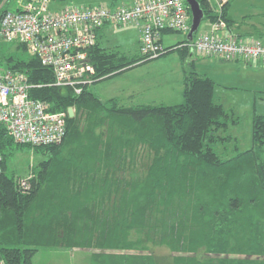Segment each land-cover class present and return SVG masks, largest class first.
Instances as JSON below:
<instances>
[{"label": "trees", "instance_id": "16d2710c", "mask_svg": "<svg viewBox=\"0 0 264 264\" xmlns=\"http://www.w3.org/2000/svg\"><path fill=\"white\" fill-rule=\"evenodd\" d=\"M198 2L204 18H218L209 0ZM227 3L222 17L229 26ZM167 49L183 59L190 53L178 44ZM89 58L96 81L150 60L97 41ZM0 65L25 72L36 85L30 95L51 111L75 110L59 144H19L0 125L6 264H33L40 247L92 250L90 264H264V113L253 116L252 147L241 151L234 142L229 156L226 144L236 139L229 130L239 116L215 99L214 79L193 60L175 104L104 99L90 85L80 94L55 86L51 68L23 43L0 44ZM24 146L43 154L29 168L28 190L6 163L7 152ZM151 244L175 254L155 255Z\"/></svg>", "mask_w": 264, "mask_h": 264}, {"label": "built area", "instance_id": "2783aa9c", "mask_svg": "<svg viewBox=\"0 0 264 264\" xmlns=\"http://www.w3.org/2000/svg\"><path fill=\"white\" fill-rule=\"evenodd\" d=\"M56 0H3L9 8L0 13V44L23 43L29 53L51 68L53 85L68 86L80 94L86 85L99 79L89 58V49L97 41L98 31L106 24L140 26L139 52L156 58L168 51L162 43L165 29L188 34L192 16L186 0H135L131 5L115 7L66 5L56 8ZM218 13L209 30L188 37L178 47L188 46L198 57H221L264 65V38L241 37L228 32L222 17L228 0H209ZM15 7V10L12 9ZM176 47V45H175ZM36 85L25 72L0 65V125L16 143L33 146L59 144L66 135V111H51L48 103L33 98ZM75 111V110H74ZM3 159L0 153V162ZM32 175H18L22 190L30 188ZM0 264H6L0 258Z\"/></svg>", "mask_w": 264, "mask_h": 264}, {"label": "rangeland", "instance_id": "374dc122", "mask_svg": "<svg viewBox=\"0 0 264 264\" xmlns=\"http://www.w3.org/2000/svg\"><path fill=\"white\" fill-rule=\"evenodd\" d=\"M254 1L257 0H237L234 4L240 7V10H248ZM110 2V0H61L60 5L101 4L110 6ZM260 3H264V0H260ZM12 9L15 10V7ZM210 22L209 18H204L195 32V36L209 30ZM171 36L170 41L165 37V44L168 42L174 43V45L180 44L185 40L186 32H174ZM110 39L112 42L120 44L124 51V28L113 29ZM129 39L131 40L130 44L133 42V38L129 35ZM134 49V46L130 47L131 55L140 53ZM188 59H193L194 68L198 72L205 73L214 79L215 99L222 102L225 107L233 108L239 116V122L231 125L229 130L234 139L236 137L235 141L226 144L227 150L230 152L229 156L234 153V142L238 143L241 151L252 147L253 116L256 113H264V72L255 70L256 66L251 67L243 64L239 66L235 62L218 59L208 60L198 57L192 52L190 58L187 56L183 59L180 52L173 49L156 58L127 68L116 76L102 79L94 84L95 87L92 85L91 88H94L93 91L104 99L122 94L124 90H133L137 93L139 102L179 103L183 100V78ZM257 62L264 67L261 62ZM141 153L145 152L141 150ZM144 157L145 155H142L139 159ZM42 158L43 154L34 148L15 147L6 155L7 172L8 174L15 172L22 176L32 175L29 168ZM91 251L81 248L40 247L33 257V264H90ZM150 251L161 256L175 254L165 245L151 244Z\"/></svg>", "mask_w": 264, "mask_h": 264}, {"label": "crops", "instance_id": "0c3cea01", "mask_svg": "<svg viewBox=\"0 0 264 264\" xmlns=\"http://www.w3.org/2000/svg\"><path fill=\"white\" fill-rule=\"evenodd\" d=\"M110 1H111L109 4L110 7H115V6L123 5V4L124 5H131L134 3L135 0H110ZM236 1L237 0H228L227 6H226V12H227V15L229 16V18L232 20V22L229 24L228 29L226 31H223L222 34H227L228 32H230L231 34L241 36V37H254L255 36V37L264 38V3H260V0H257L256 2L255 1L253 2L254 4L250 5L251 8L249 7L248 10H240V7H238L237 5L234 4ZM60 2H61V0H56V1H54L53 5L56 8H60V7H62L60 5ZM77 5L88 6L91 4H88V5L77 4ZM118 27L124 28V53L130 54L131 52L129 49L132 46L135 47V49H134L135 51L139 52V49H140V26L138 24H135V23H131V24L124 25V26H115L112 24H106L105 26H103L98 31L97 42H99L104 47H108V48H112V49H119L122 51V48L120 47L121 45L116 43V42H112L110 39L111 31L113 29H116V28L118 29ZM173 34H174L173 31H167V32L163 33L162 43L165 47H169V46L174 45V43H171V42H168L167 44L164 43L165 37H167V40L170 41V39L172 38L171 35H173ZM129 35H130V37L133 38V40H132L133 42L130 44H129V41H131V40L129 39ZM186 38H187V33H186ZM129 45H131V46L129 47ZM187 56H188V58L191 57V51ZM202 58H205L208 60L218 59V60L225 61V62H235L239 66H241V64L249 65L251 67L256 66L257 68L255 70H257L259 72H264V67L262 65H260L257 61L244 62L242 60H226V59H223L221 57H202ZM192 60L193 59H190V60L188 59V61H189L188 65H189L190 61H192ZM120 73H122V72H120ZM120 73H117L113 76H116ZM199 73H201V72H199ZM113 76H111V77H113ZM103 79H105V78H103ZM100 80H102V79H100ZM100 80H98V81H100ZM98 81H96V82H98ZM96 82H94L90 86L92 87V85H94ZM94 87H95V85H94ZM93 90H94V88H93ZM180 92H181V90H180ZM116 96L123 99L124 102L127 101L128 103H148V102H141V101L139 102V100L137 98V93L133 90H131V91L124 90V92H122V94H119ZM111 97H114V96H111ZM100 98H102V97H100Z\"/></svg>", "mask_w": 264, "mask_h": 264}, {"label": "water", "instance_id": "95a60500", "mask_svg": "<svg viewBox=\"0 0 264 264\" xmlns=\"http://www.w3.org/2000/svg\"><path fill=\"white\" fill-rule=\"evenodd\" d=\"M186 2L190 8L192 16L191 27L187 34V37L189 39H192L195 32L198 30L201 21L204 19V11L201 8L198 0H186ZM68 115L69 117H73L75 115V111L72 106L68 108Z\"/></svg>", "mask_w": 264, "mask_h": 264}]
</instances>
